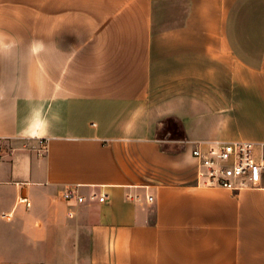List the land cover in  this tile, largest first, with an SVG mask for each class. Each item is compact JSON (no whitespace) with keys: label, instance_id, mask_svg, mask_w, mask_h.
<instances>
[{"label":"crops","instance_id":"obj_1","mask_svg":"<svg viewBox=\"0 0 264 264\" xmlns=\"http://www.w3.org/2000/svg\"><path fill=\"white\" fill-rule=\"evenodd\" d=\"M0 140V262L264 264V188L192 155L264 143V0H0Z\"/></svg>","mask_w":264,"mask_h":264},{"label":"built area","instance_id":"obj_2","mask_svg":"<svg viewBox=\"0 0 264 264\" xmlns=\"http://www.w3.org/2000/svg\"><path fill=\"white\" fill-rule=\"evenodd\" d=\"M37 150L41 154L47 152V139H39ZM4 143L0 140V161L4 156ZM196 160V179L204 186L223 187L235 192L245 188H264V143L257 145L251 141L208 142L198 144L192 150ZM67 201L75 199L77 204L86 201V197L77 190L67 189L63 192ZM128 198H134L129 194ZM105 196L100 197L104 201ZM153 201V197H148ZM21 204L31 207L28 198H21ZM69 215L74 216L73 212ZM10 219V216H3Z\"/></svg>","mask_w":264,"mask_h":264},{"label":"trees","instance_id":"obj_3","mask_svg":"<svg viewBox=\"0 0 264 264\" xmlns=\"http://www.w3.org/2000/svg\"><path fill=\"white\" fill-rule=\"evenodd\" d=\"M167 130L169 131H178L180 127V124L178 122H176L174 119H168L167 120Z\"/></svg>","mask_w":264,"mask_h":264},{"label":"rangeland","instance_id":"obj_4","mask_svg":"<svg viewBox=\"0 0 264 264\" xmlns=\"http://www.w3.org/2000/svg\"><path fill=\"white\" fill-rule=\"evenodd\" d=\"M253 119H254V118H253ZM255 120H256V119H255ZM255 120H254V121H255ZM17 253H18V252H16L15 254L18 255ZM22 253H23V252H22ZM16 259H21V258H20L19 256H15V258H14L13 261H15ZM11 260H12V259H10V260L8 259V260H6V261H1L0 264H13V262H12Z\"/></svg>","mask_w":264,"mask_h":264}]
</instances>
